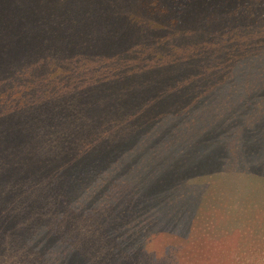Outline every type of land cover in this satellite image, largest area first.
Segmentation results:
<instances>
[{
  "label": "trees",
  "instance_id": "16d2710c",
  "mask_svg": "<svg viewBox=\"0 0 264 264\" xmlns=\"http://www.w3.org/2000/svg\"><path fill=\"white\" fill-rule=\"evenodd\" d=\"M226 238L264 264V0H0V264Z\"/></svg>",
  "mask_w": 264,
  "mask_h": 264
},
{
  "label": "rangeland",
  "instance_id": "374dc122",
  "mask_svg": "<svg viewBox=\"0 0 264 264\" xmlns=\"http://www.w3.org/2000/svg\"><path fill=\"white\" fill-rule=\"evenodd\" d=\"M85 230L86 229L83 228V233H87L84 232ZM89 234H92L93 242L89 246L81 244V248L83 251L87 249V255H93L97 262H102V260H105L108 249L100 239L103 238V232L94 230L92 233L88 232L87 234L81 235V237L89 236ZM154 240L160 241L161 237L154 238ZM221 240L222 239H214L208 242V244L206 243V247H204L205 243L186 247L180 254L181 263L178 264H244L239 261H234L233 259L235 246L233 238H226L224 241ZM222 242L226 244L222 246ZM109 245H113L112 241ZM155 249L156 251H160L161 247L156 245ZM230 254L232 255L231 257ZM249 261L250 262L247 264H259L257 259H249Z\"/></svg>",
  "mask_w": 264,
  "mask_h": 264
}]
</instances>
